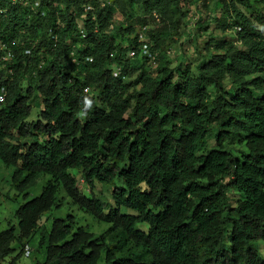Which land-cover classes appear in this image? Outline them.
I'll return each instance as SVG.
<instances>
[{
  "label": "trees",
  "instance_id": "obj_1",
  "mask_svg": "<svg viewBox=\"0 0 264 264\" xmlns=\"http://www.w3.org/2000/svg\"><path fill=\"white\" fill-rule=\"evenodd\" d=\"M146 1L149 11L156 8L151 14L166 11L165 0ZM55 2L65 5L57 29ZM44 3L45 15H29L26 6L0 0V41L15 53L13 73L0 71L8 88L0 160L13 167L12 185L21 193L48 177L41 193L17 208V226L0 230V264L27 255L24 247L39 230L45 255L36 264H264V34L258 27L264 11L252 20L227 4L242 46L218 39V52L199 62L197 73L189 64L170 67L162 55L152 75L139 63L146 55L132 56V68L126 57L139 50L138 32L122 45L107 29L111 5ZM86 4L97 5L98 28L80 40L81 57H93L83 72L75 69L68 38L72 30L80 36L75 12L88 20L95 15ZM146 33L153 53L168 31ZM114 64L121 67L116 76ZM92 84L90 93L85 88ZM35 93L43 107L29 120ZM209 137L215 139L210 148ZM234 142L245 147L240 155L226 148ZM71 169L81 171L91 197ZM96 182L114 184V204L93 193ZM63 192L79 210L108 223L106 232L97 236L73 214L54 218L49 229L41 225L43 215L64 203Z\"/></svg>",
  "mask_w": 264,
  "mask_h": 264
},
{
  "label": "rangeland",
  "instance_id": "obj_2",
  "mask_svg": "<svg viewBox=\"0 0 264 264\" xmlns=\"http://www.w3.org/2000/svg\"><path fill=\"white\" fill-rule=\"evenodd\" d=\"M96 1L98 2L100 8L109 5L112 6L113 16L109 20L107 29L111 31V33L114 31L117 33V42L122 45L129 44L132 35L138 32L144 25H147V29L164 28L168 31V34L164 38V42L159 47L154 49V54L149 56V58H139V63L143 64L144 69L152 75H156L159 63L164 60L162 55L166 56L170 67L175 68L180 66V68L183 69L189 64L192 71L197 73V64L203 60H208L211 53L218 52L216 48V41L218 39H229L234 41L236 45L242 46L237 37L238 30L231 24V19L226 12L227 4L229 6L236 5L252 20H255L256 15L264 11V0H179V4L177 6L173 0H165L164 6L166 7V11L164 10L163 12H159V10H157V12H154L153 14H151L150 11L156 10V8H152L149 11L146 0ZM56 6V17L58 20L55 28L57 29L59 26L64 25L61 20V14L65 9V5L63 2H57ZM93 8L95 15L90 16L91 18L89 20L86 16H77L76 12L73 14H76V17L78 18L76 21L80 31V36H78V33L75 30H72L70 32L68 42L75 49L74 53L76 57L74 59L71 57V59L77 71L84 72L85 69L88 68L87 64L90 66V62L93 61V57L91 56L81 57L86 45L80 41L81 38L87 36L90 30L95 31L98 28V24L93 23L96 21L95 19H97V5H93ZM219 19H226V21H222V23L225 22L227 24L225 29L218 26ZM79 24L83 25L82 28L79 27ZM130 25L133 26L132 32H128L127 30ZM258 27L264 34V27L260 25H258ZM74 36L79 39L76 43L72 42ZM78 49L81 51L80 54L77 53ZM126 57H129L128 61L131 62L130 68L136 67L133 65L134 59L131 58L132 56L130 52L126 55ZM111 69L115 76L120 73L116 64L112 65ZM140 71L141 69H136L131 79H134ZM125 79H128V77L126 76ZM230 84V80H228L225 85L227 90L230 89ZM85 89L86 91L93 93L95 91V84L86 85ZM209 90L213 91L214 87L209 86ZM31 102L33 104V108L29 120H35L38 117V112L43 107L42 98L35 93L31 97ZM44 139V137H41V140ZM214 144L215 139L213 137H209L207 146L210 148L214 146ZM226 148L230 152L238 155L243 153L245 149L244 145L239 142L227 144ZM71 171L78 179L79 188L84 194L91 197L92 193L82 178L81 171L79 169H71ZM12 172L13 167L6 166L0 160V230L5 229L10 225L17 226L18 219L15 216L17 208L27 200L38 196L48 179V177L40 179L36 185L21 193L12 185ZM113 189L114 184L106 185L96 182L93 193L97 197L114 204V200L112 198ZM62 197L64 198V203H62L60 208L43 215L41 225L46 226V228L49 229L54 218H65L68 214H73L77 218L79 225L96 233L97 236H101L106 232L110 226L108 223L100 222L92 215L84 213L79 210L77 206L72 205L70 198L65 192L61 194V198ZM139 227L143 230L148 229V225L145 223L139 224ZM41 235L42 234L39 230L36 236L32 240L28 241L31 246L30 254L28 256L25 254L22 255L16 264H36L37 261H42L44 259L45 248H40L38 245ZM259 248L264 256L263 241L259 242ZM20 249L21 247L17 250V252H19ZM16 254H13V256ZM13 256H8L5 263L9 262ZM98 264H104V261L100 260Z\"/></svg>",
  "mask_w": 264,
  "mask_h": 264
},
{
  "label": "built area",
  "instance_id": "obj_3",
  "mask_svg": "<svg viewBox=\"0 0 264 264\" xmlns=\"http://www.w3.org/2000/svg\"><path fill=\"white\" fill-rule=\"evenodd\" d=\"M15 3H20L23 6H26L27 9L30 11L29 15H32V13H40L41 15L46 14V8L44 6V0H14ZM92 4H86L84 7V10L86 12L93 10ZM84 17L86 14L83 15ZM158 18V17H157ZM83 25L79 24V27L82 28ZM238 29H240L238 27ZM147 30V25H144L137 33L138 37V42L140 43L139 45V50L136 48L130 49V54L131 56H135L137 52H140L142 55H146L147 57L151 56L152 53L150 51L149 47V37L146 33ZM58 37L55 35V40H57ZM27 53H30V50L27 49ZM15 58V53L13 49L8 46V44L4 41H0V71L3 70L5 74L7 73H13V68L11 65V62ZM41 66V65H40ZM119 71H121V67H118ZM86 90V89H85ZM8 95V88L7 85L3 82V79L0 77V109L4 106L6 99ZM31 252L30 246L27 244L25 246V253L29 255Z\"/></svg>",
  "mask_w": 264,
  "mask_h": 264
}]
</instances>
